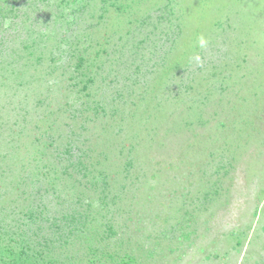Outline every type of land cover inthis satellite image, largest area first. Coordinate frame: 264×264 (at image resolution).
<instances>
[{"label": "rangeland", "instance_id": "rangeland-1", "mask_svg": "<svg viewBox=\"0 0 264 264\" xmlns=\"http://www.w3.org/2000/svg\"><path fill=\"white\" fill-rule=\"evenodd\" d=\"M0 264H264V0H0Z\"/></svg>", "mask_w": 264, "mask_h": 264}, {"label": "clouds", "instance_id": "clouds-1", "mask_svg": "<svg viewBox=\"0 0 264 264\" xmlns=\"http://www.w3.org/2000/svg\"><path fill=\"white\" fill-rule=\"evenodd\" d=\"M199 45L203 48L207 45V41L203 37H201L199 40ZM197 59H199V57H197Z\"/></svg>", "mask_w": 264, "mask_h": 264}]
</instances>
